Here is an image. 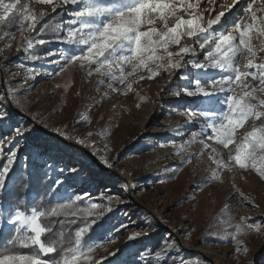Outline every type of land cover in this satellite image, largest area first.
<instances>
[{
	"label": "rangeland",
	"instance_id": "obj_1",
	"mask_svg": "<svg viewBox=\"0 0 264 264\" xmlns=\"http://www.w3.org/2000/svg\"><path fill=\"white\" fill-rule=\"evenodd\" d=\"M22 3H28L37 15L42 11L46 15L37 23L36 31L22 34L18 24L0 29V109L7 114L0 122L3 141L0 154L4 152L7 158L3 165L15 152L12 165L18 161L28 166L41 165L53 177L56 200L80 196L87 205L98 203L100 207L91 216L96 223L91 224L94 237L90 243L102 241L92 253L95 260L104 258L102 264H264V179L254 169L241 170L235 166L220 170L219 179H213L212 172L217 166L209 158L211 149L192 158L202 147L198 136L200 123L190 121L185 113L219 107L207 99L199 101L198 106L196 98L182 91L189 79L201 71L189 63L180 69H159L155 78L148 79L147 70L142 69L129 77L133 90L127 91L125 85L99 73L87 75V65L65 64L66 50L74 46L62 43L60 37L70 26L75 6L64 5L53 12L50 5H40L35 0ZM201 3L197 11L205 13L206 27L207 20L225 11L232 0H219L212 15L208 10L214 5L207 0ZM245 6L241 0L231 14L226 13L224 34L237 37V43L239 34L231 21ZM259 6L257 0L254 9ZM257 15L264 17L261 12ZM248 22L250 16L244 15L241 23ZM26 37L33 40L32 49H27ZM39 39L46 43H36ZM250 42L257 50L253 63L264 61V52L259 51L264 47V36L252 33ZM183 46L195 49L184 56L185 60L207 62L205 49L199 47L195 37L182 38L180 47ZM177 50V46L169 48ZM161 54L166 57L162 50ZM33 56L37 59H32ZM249 59L251 56L245 49L238 54L236 63L243 70ZM163 63H168L167 58ZM129 71L131 66L126 67V72ZM225 74L219 69H208V75L215 78ZM139 76L145 79L140 80ZM102 80L103 83H98ZM110 83L120 91L110 89ZM243 83L255 86L258 81L247 77ZM232 87L240 93L242 85ZM10 90L14 95H8ZM227 94L231 93L219 95L223 98ZM78 113L89 116L90 122L85 124ZM251 123L238 132L250 130ZM255 123L259 125L264 120ZM35 126L48 134H36ZM16 127L24 128L25 135L14 136ZM56 129L67 131L72 137L91 132L95 143L84 147L74 139H66ZM102 131L106 134L100 135ZM61 140L80 145L90 152L94 162L73 148H65ZM209 143L217 151L235 148L230 145L229 150H224ZM180 145L186 147L178 152ZM102 158L114 166L107 167ZM186 158L190 162H182ZM72 168L77 171H69ZM58 181L62 183L57 184ZM85 193H90V197ZM108 195L113 197L111 211ZM9 213L8 206L0 200V229L13 227L6 222ZM242 218L260 225L259 232L251 230L237 237L250 249L247 254L234 251V242L224 235L225 229L232 232L234 227L226 228L222 223L230 220L234 226ZM173 243L175 246L168 248ZM165 249V255L157 258L155 253Z\"/></svg>",
	"mask_w": 264,
	"mask_h": 264
},
{
	"label": "snow or ice",
	"instance_id": "obj_2",
	"mask_svg": "<svg viewBox=\"0 0 264 264\" xmlns=\"http://www.w3.org/2000/svg\"><path fill=\"white\" fill-rule=\"evenodd\" d=\"M35 2L40 5H50L53 12L64 5L75 6L72 12L73 18L69 21L70 26L65 35L60 37L62 43L74 46L66 50L68 54L63 57L65 64L79 62L81 67L87 65V75H92L93 72L99 73L108 80H115L125 85L127 91L133 90V84L128 82L129 77L139 70L146 69L147 78L153 79L159 74V69L170 71L191 63L201 71V74L190 78L182 91L188 97L196 98L198 106L199 101L203 99L219 105L215 108H202L199 112L185 113L190 121L200 123L198 136L202 147L197 153L192 154V158L202 154L204 150L211 149L209 158L217 166L212 172L213 179H219L220 170H231L232 166L241 170L254 169L259 177L264 179V123L259 125L255 123L264 120V61L253 63L257 57V50L250 42L252 33L264 36V17L257 15L258 12L264 13V0H259L260 6L255 9L257 0H243L246 6L241 8L240 13L231 21L234 31L239 34L238 43L237 37L231 33H224L227 31L228 22L226 13L231 14L241 0H232V4L228 5L225 11H220L214 18L207 20L206 27L203 23L205 13L197 11L202 7L201 0L195 2L192 0H35ZM207 3L214 5V8L208 10V14L212 15L215 7L219 6V0H207ZM45 15L43 11L37 15L33 8L28 3H22V0H7V2L0 0V29L18 24L22 34L23 31H36L37 23ZM244 15H249L251 22L242 24ZM40 31L43 32L44 28L42 27ZM185 36L195 37L199 47L205 49L206 63L184 59L185 55L195 50L188 46L180 47L181 40ZM25 39L27 49H32L33 40L30 37ZM36 43L43 45L46 41L39 39ZM170 46H177L178 50L169 51ZM245 49L251 59L242 70L236 61L238 54ZM161 50L166 53V57L161 54ZM259 51L264 52V47ZM173 57L180 59L174 60ZM165 58L168 60L167 64L163 63ZM32 59L37 57L33 56ZM152 64H155L156 68L151 67ZM127 66H131V71L126 72ZM210 68L219 69L226 74L215 78L208 75ZM247 77H251L253 82L258 81V84L253 86L243 83ZM139 79L143 80L145 77L139 76ZM103 82L102 80L98 83ZM233 85H242L240 93L236 92ZM109 88L120 91L111 83ZM220 93L231 94L222 98ZM8 95L14 93L10 90ZM6 116L7 114L0 109V122ZM78 116L85 124L90 122L89 116L80 113ZM248 122H252L250 130L238 132L244 129ZM74 130L73 128L72 131ZM56 131L66 139H74L75 143L84 147L93 146L95 143L91 140L93 135L91 132L83 137H72L67 131L60 132L59 129ZM13 132L14 136H23L26 130L16 127ZM104 134H106L104 131L100 133V135ZM209 142L221 146L224 150H229L230 145H235V148L234 151H217V148ZM2 144L3 141H0V151ZM185 147L186 145L177 146V151H183ZM95 154L99 155V152ZM15 155V152H12L8 157V163L0 167V189L5 186ZM102 162L109 168L114 166L106 158H102ZM182 162H190V158ZM229 162L233 164L230 165ZM69 171L77 170L72 168ZM60 183L62 181L57 182ZM84 195L90 197L91 194ZM101 196H104V193H101ZM240 196L243 198V193H240ZM106 198L109 202L108 210L111 211L110 204L113 197L108 195ZM63 199L67 202H58L50 208H45L41 203L38 207L33 206L30 209L27 206L23 208L18 206L9 213L6 222L13 226L15 234L8 239L7 245L13 248L18 245L35 250L32 254L6 253L0 250V264H102L104 258L95 260L92 255L102 241L88 244L83 241L85 233L90 228L87 220H84L83 227L75 231L74 236L71 230L67 232L63 230L65 224H75L82 217L93 216L100 205L93 202L86 207H80L78 205L80 196L75 199L71 197ZM40 208L44 210H39ZM49 217L65 219L54 220L48 219ZM69 217L75 219H68ZM246 220L247 218H242L241 222L234 226L230 220L222 221L226 228L234 227L232 232L225 229L224 235L234 242L236 253L247 254L250 251L241 240L237 239L238 236L246 234L247 231L260 230V225L254 222L247 223ZM95 223V220L91 221V224ZM57 225L60 226L59 229ZM132 238L134 237H130ZM174 246L173 243L168 245V248ZM166 251L167 249L156 252L155 255L159 258L164 256ZM42 256L50 258L44 259Z\"/></svg>",
	"mask_w": 264,
	"mask_h": 264
},
{
	"label": "trees",
	"instance_id": "obj_3",
	"mask_svg": "<svg viewBox=\"0 0 264 264\" xmlns=\"http://www.w3.org/2000/svg\"><path fill=\"white\" fill-rule=\"evenodd\" d=\"M59 18V15L56 14V19ZM16 26V25H15ZM10 29L12 27H9ZM7 28V29H9ZM46 38H49V35L46 33ZM17 108H21V106L16 105ZM35 133L40 135H46L48 132L40 127H34ZM1 140V136H0ZM62 146L65 148H73L75 152L82 153L87 155L89 159L94 162V159L90 152L82 148L80 145L72 144L68 141L61 140ZM6 155L4 152L0 154V167L3 166V163L6 160ZM55 185V181L53 177L41 166L34 165L28 166L21 161L16 162L11 166L10 173L8 179L5 181V186L3 189H0V200L4 201L8 206L9 212H12L18 206L23 208L27 206L29 209L33 206H39L41 203L44 204L45 208H50L51 206H55L58 202H67L64 200H56L53 194V187ZM33 194V196L30 195ZM78 205L80 207L88 206L87 203L83 199L78 201ZM39 210H44V208H40ZM48 219H65L64 217H49ZM68 219H75L74 217H69ZM91 217H82L78 219L75 224H65L64 231L67 232L71 230L72 235L74 236L75 231L79 227L84 226V220L90 224L89 231H87L83 237V241L85 244L90 243L92 238L94 237V227L91 226ZM42 222H44V218H42ZM59 225L57 228L59 229ZM13 227H8L4 229H0V250L5 251L6 253H16V254H32L35 250L34 248H22L20 246H16L15 248L8 246L7 241L14 235ZM55 238V237H53ZM44 259H49L50 257L42 256Z\"/></svg>",
	"mask_w": 264,
	"mask_h": 264
},
{
	"label": "bare ground",
	"instance_id": "obj_4",
	"mask_svg": "<svg viewBox=\"0 0 264 264\" xmlns=\"http://www.w3.org/2000/svg\"><path fill=\"white\" fill-rule=\"evenodd\" d=\"M209 249V248H208Z\"/></svg>",
	"mask_w": 264,
	"mask_h": 264
}]
</instances>
